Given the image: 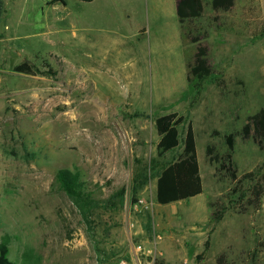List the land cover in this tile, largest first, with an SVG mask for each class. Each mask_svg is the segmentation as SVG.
Here are the masks:
<instances>
[{
    "label": "rangeland",
    "instance_id": "1",
    "mask_svg": "<svg viewBox=\"0 0 264 264\" xmlns=\"http://www.w3.org/2000/svg\"><path fill=\"white\" fill-rule=\"evenodd\" d=\"M64 2L13 0L0 47V245L9 261L264 264V194L250 205L244 179L264 173V149L242 135L264 108V0L206 7L197 25L212 74L201 83L187 80L178 0ZM25 61L58 74L16 73ZM172 112L186 117L182 143L160 158L156 119ZM190 124L204 193L160 205L157 174L179 158ZM63 170L85 183L91 206L56 183Z\"/></svg>",
    "mask_w": 264,
    "mask_h": 264
},
{
    "label": "trees",
    "instance_id": "2",
    "mask_svg": "<svg viewBox=\"0 0 264 264\" xmlns=\"http://www.w3.org/2000/svg\"><path fill=\"white\" fill-rule=\"evenodd\" d=\"M60 1L62 0H54L52 4L54 5ZM78 1L90 2L93 0ZM234 5L235 0H208L207 3L205 0H178L177 16L182 27L184 45L188 46L185 50V64L187 80L190 83H201L212 74V67L209 62V44L202 41L200 28L197 25L198 20L206 13L207 6L215 13H222L230 11ZM14 71L29 76L48 75L55 77L58 74L52 68H49L48 71H42L30 61L17 65ZM185 123L186 117L178 112L168 113L156 119V129L160 137L157 151L160 158H164L180 148L182 143L181 130ZM242 135L244 139H252L259 147L264 149V108L248 118L242 129ZM226 143L228 145L227 158L233 164L234 136H226ZM208 155L213 162H219L218 155L214 154V147H209ZM157 177V202L160 205L184 202L204 193L196 134L192 124L187 129L183 151L179 158L162 166ZM244 179H249L253 182L252 189H249L251 199L248 203L258 207L264 194V173L262 168L260 167L255 171L246 173ZM56 183L63 191L77 199L81 204L89 207L96 201L92 193L87 192L85 183L77 175L69 171H60L56 176ZM242 187L238 186L234 191H238ZM241 193V200L245 201L247 194L243 190ZM222 215L223 210L218 209L214 213L213 219L219 221L222 219ZM208 247L209 241L206 243V250ZM220 262H222V258ZM0 264H17L9 261L6 242L0 245Z\"/></svg>",
    "mask_w": 264,
    "mask_h": 264
},
{
    "label": "crops",
    "instance_id": "3",
    "mask_svg": "<svg viewBox=\"0 0 264 264\" xmlns=\"http://www.w3.org/2000/svg\"><path fill=\"white\" fill-rule=\"evenodd\" d=\"M62 2H64V0H62ZM12 5L13 0H0V47L1 44H4L10 40V38L7 37L5 31L9 30L8 20L10 19V11H12L13 7Z\"/></svg>",
    "mask_w": 264,
    "mask_h": 264
},
{
    "label": "water",
    "instance_id": "4",
    "mask_svg": "<svg viewBox=\"0 0 264 264\" xmlns=\"http://www.w3.org/2000/svg\"><path fill=\"white\" fill-rule=\"evenodd\" d=\"M55 6H63L64 7L65 3L60 1V2L55 3Z\"/></svg>",
    "mask_w": 264,
    "mask_h": 264
},
{
    "label": "built area",
    "instance_id": "5",
    "mask_svg": "<svg viewBox=\"0 0 264 264\" xmlns=\"http://www.w3.org/2000/svg\"><path fill=\"white\" fill-rule=\"evenodd\" d=\"M49 2H53L54 0H48ZM119 264H128L126 260H121Z\"/></svg>",
    "mask_w": 264,
    "mask_h": 264
}]
</instances>
